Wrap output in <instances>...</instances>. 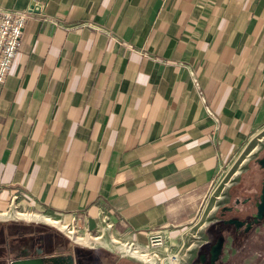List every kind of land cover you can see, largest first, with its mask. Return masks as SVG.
I'll list each match as a JSON object with an SVG mask.
<instances>
[{
    "label": "crops",
    "instance_id": "obj_1",
    "mask_svg": "<svg viewBox=\"0 0 264 264\" xmlns=\"http://www.w3.org/2000/svg\"><path fill=\"white\" fill-rule=\"evenodd\" d=\"M0 8L31 10L0 83V213L13 205L29 220H0V264H142L114 237L144 246L192 232L196 248L215 183L264 139V0Z\"/></svg>",
    "mask_w": 264,
    "mask_h": 264
},
{
    "label": "flooded vegetation",
    "instance_id": "obj_2",
    "mask_svg": "<svg viewBox=\"0 0 264 264\" xmlns=\"http://www.w3.org/2000/svg\"><path fill=\"white\" fill-rule=\"evenodd\" d=\"M264 157V146L248 163L240 177L219 197L213 221L204 231V241L195 249L189 264H232L230 257L255 246L257 261L264 257V169L257 161ZM221 246L219 254L217 248ZM227 256V259L224 257ZM259 263V262H258Z\"/></svg>",
    "mask_w": 264,
    "mask_h": 264
},
{
    "label": "built area",
    "instance_id": "obj_3",
    "mask_svg": "<svg viewBox=\"0 0 264 264\" xmlns=\"http://www.w3.org/2000/svg\"><path fill=\"white\" fill-rule=\"evenodd\" d=\"M30 18L31 10L16 13L11 10L0 8V83H3L8 74L9 67L19 49L23 27ZM13 213H15L16 219H19L21 215L25 214L18 212L16 207L11 205L9 209L0 213V216H5L7 220L12 217L10 214ZM56 222L61 226V231L66 233V236L75 243V236L73 237L72 235H81L79 230L75 228L74 225H61L59 221ZM100 222L106 230L111 229V224L108 222L106 217H101ZM80 239H82V237H80ZM110 243L113 247H115V249L120 251L125 256L137 259V257L143 255L145 260H147V257L149 258V256L153 255L154 250L163 247L166 240L163 235L156 234L151 236L148 243L143 247L132 241L121 240L120 238L118 239L115 237L110 238ZM145 247L151 248V251L148 250V253H150L149 256L147 255L148 253H142ZM153 257H156V255L152 256V263L155 264V259ZM162 259L165 264H178L177 256L172 254L169 248H164V255ZM137 260L139 261V259ZM141 263L144 264L143 262Z\"/></svg>",
    "mask_w": 264,
    "mask_h": 264
},
{
    "label": "rangeland",
    "instance_id": "obj_4",
    "mask_svg": "<svg viewBox=\"0 0 264 264\" xmlns=\"http://www.w3.org/2000/svg\"><path fill=\"white\" fill-rule=\"evenodd\" d=\"M262 136L263 135L260 136V139H261ZM263 143H264V139L263 138L261 139V142L254 141L253 144L257 145V147H256L257 149L250 156V161H251V159H253V157L259 151L258 144L262 145ZM246 160H247V158H246ZM248 163L246 164V167H247ZM246 167L244 169H242V166L237 167L233 171V173H230L229 175H227L224 180L223 179H219L217 181V183H215L213 189L211 190V195L209 196L207 205H206V207L204 209V212H203V214L201 216V220H203L204 217L207 216V215L209 217L213 216V214L215 212V209H216V207H217V205L219 204V201H220L219 197H221V195L226 191V189L228 188L227 186H229L232 183V181H233V179L235 177H236V180L240 177V174L246 169ZM10 216H12V217L10 219H7V220H11L12 218L16 219L15 218L16 217L15 213L10 214ZM21 219L29 220L28 218H25L23 216L19 218V220H21ZM0 220H4L5 221L6 220L5 216L4 217L0 216ZM201 220L198 221V223L195 225V229H194L195 231L196 230L198 231V227L201 226L200 225L201 224ZM194 230H193V232H194ZM59 231L65 237H67L66 233L62 232L61 230H59ZM76 235H78V234H76ZM78 236L82 237V241L80 243L75 242V243H77V245L89 246V244H87L88 242H87V238L86 237H84L82 235H78ZM195 237H196V235H195ZM195 237H193L192 232H189L183 237H179L178 239L173 240L171 242H166L163 245L162 248L154 250L153 255H156V257H153L155 259V264H165L163 259H162L163 255H164V248H169L171 250V253L175 254L177 256V258H178V262L177 263L178 264H189L191 262V259H192L190 255L193 254L195 252V249H196L195 248V245H196L195 242L197 241V237L196 238ZM70 241L74 242L73 240H70ZM199 241H200V243L202 241H204V233L201 236V239ZM193 248H195L194 251H192ZM261 252L264 253V247H263V250ZM145 253H148V251L144 252V254ZM257 254H258L257 248L255 246H252L250 249L246 250L245 252L234 253L233 256L230 257V259L232 261V264H264V257L263 258H259V261H257ZM152 256H149V258L147 257L146 258L147 260H145V257H143V258L137 257V259H139V261L143 262L144 264H153L152 263L153 262ZM224 259H227V256H225Z\"/></svg>",
    "mask_w": 264,
    "mask_h": 264
},
{
    "label": "water",
    "instance_id": "obj_5",
    "mask_svg": "<svg viewBox=\"0 0 264 264\" xmlns=\"http://www.w3.org/2000/svg\"><path fill=\"white\" fill-rule=\"evenodd\" d=\"M258 165L264 169V157L257 161ZM261 198L264 201V179H263V191L261 193ZM217 248V253L219 254L221 246L219 244L213 246V250ZM11 264H72V257L70 255L67 256H55L49 258H26L23 260H17L12 262Z\"/></svg>",
    "mask_w": 264,
    "mask_h": 264
},
{
    "label": "bare ground",
    "instance_id": "obj_6",
    "mask_svg": "<svg viewBox=\"0 0 264 264\" xmlns=\"http://www.w3.org/2000/svg\"><path fill=\"white\" fill-rule=\"evenodd\" d=\"M76 242H78V241H76ZM78 243H79V242H78ZM148 250L151 251V248H147V247L144 248V250L142 251V253H144V252H146V251H148ZM149 254H150V253H149ZM149 254H147V255L149 256ZM140 258H143V255H141Z\"/></svg>",
    "mask_w": 264,
    "mask_h": 264
}]
</instances>
